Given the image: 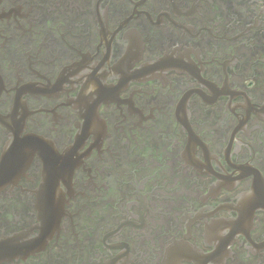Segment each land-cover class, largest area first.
Segmentation results:
<instances>
[{"label": "flooded vegetation", "instance_id": "1", "mask_svg": "<svg viewBox=\"0 0 264 264\" xmlns=\"http://www.w3.org/2000/svg\"><path fill=\"white\" fill-rule=\"evenodd\" d=\"M0 264H264V0H0Z\"/></svg>", "mask_w": 264, "mask_h": 264}]
</instances>
